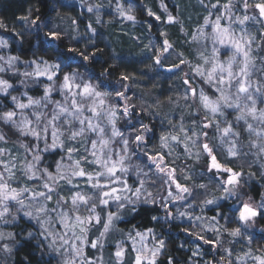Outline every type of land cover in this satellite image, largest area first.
I'll return each mask as SVG.
<instances>
[{
  "label": "snow or ice",
  "instance_id": "obj_1",
  "mask_svg": "<svg viewBox=\"0 0 264 264\" xmlns=\"http://www.w3.org/2000/svg\"><path fill=\"white\" fill-rule=\"evenodd\" d=\"M233 9L231 0L223 5L217 0L208 9L209 16L215 13V19L206 17L205 25L198 29V36L194 37V40L204 41L205 49L211 44L210 56L204 55L203 52L199 54L198 60L203 61L202 64L198 62L191 67L189 61L180 58L179 64L165 67L164 62L167 59L165 54L170 52L172 45L165 39L159 51L153 49L154 64L166 71L174 72L181 69L182 65L191 67L190 74L186 73L183 80L186 86L183 99L187 103L191 96L192 104L199 105L193 115L198 116L200 109H203L204 115L198 124L194 118L192 127H185L183 123L179 127L173 124L168 135L160 136L159 149L156 151L148 149L146 134L151 129L147 125L141 124L139 134L135 135V142L138 148L143 149L142 156L147 158L149 172L155 169L153 174L168 189V195L164 198L165 208L169 200L181 201L185 199V194H191V189L181 184L176 175L174 165L175 159L179 157L178 150L183 147L184 154L189 158L194 154L199 159L201 155L206 154L208 171L214 170L217 174L215 177L217 189L222 195L204 203L215 204L217 199L234 201L230 209L231 216H224L220 212L217 216L224 218L227 223L235 220L239 225L228 229L226 225H220L217 217H212L214 226L210 225L207 230L215 231L218 237L222 232H227L231 237L237 238L244 236L247 226L259 213L250 202L243 199V194L240 192L241 180L245 173L222 163L208 139L214 130L220 144L227 145L229 157L252 155L264 160V108L259 107L264 104V79L252 80V76L257 72L264 76V66L256 68L253 45L256 44L257 37L250 35L243 27L246 21H264V0H243L242 19ZM249 12L252 15H249ZM149 15L152 13L149 12ZM23 19L25 23L29 22L28 17ZM128 19L134 17L129 16ZM225 19L227 24L222 23ZM38 20L39 17L32 19L30 23L37 25ZM172 21L173 17L169 15L168 22ZM234 25L240 26L239 33ZM0 27H3L2 23ZM207 27L211 28L210 32L205 31ZM61 35L59 31L49 30L45 33L44 39L56 42L61 39ZM261 37H264V33ZM7 47V41L0 40V48ZM256 47L264 50V39H261ZM222 48L232 50L227 59L221 58ZM95 55L92 53L90 56L86 52H78L70 47L67 52H57L58 60L55 63L42 59L32 60L28 63V67H32L33 70L23 73L15 71L18 57L0 55V73L13 71L14 74L23 75L36 82L42 77L53 82V86L45 87L42 97L35 99L29 96L25 103L13 96L14 108L0 112V123L8 129V132L0 131V144H7L10 135L15 136L17 140L31 138L35 141L34 144L21 143V147L25 149V162L20 169L17 168L18 157L8 148L0 147V224L13 223L22 213L38 227L40 245H46L50 249L54 248L58 254H64L63 264H95V260L85 256L84 246L90 245L92 249L104 247V241L114 228V220L119 218L117 213L111 211L113 205L123 210L126 202L135 204L142 195L146 196L145 202L156 203L151 192L145 193L143 180L140 186L133 190L127 180L120 175L129 171L125 160L130 141L124 139L123 133L116 127L117 108L105 107L106 98L110 93L100 91L103 85L91 83V78L84 80L77 71L64 72L62 80L60 79L63 69L71 68L77 57L88 61ZM105 72L111 74L107 69ZM189 75L192 80L198 77L204 85H208L212 94L207 93L203 86L197 91L192 86ZM129 78L128 75L121 74L120 81ZM55 81H60L58 87L54 86ZM12 87L8 80L0 78V92L7 94ZM53 92H58L61 99L53 100ZM116 96L127 100L123 92L116 91ZM49 107H51L50 114ZM130 110L131 106L125 104L120 114L128 117ZM228 110L235 113L234 122L228 119L230 114ZM238 128H242L254 139L244 143L243 132L237 130ZM63 137H67L69 141L82 139L84 155L80 159L73 160V154L78 153V149L71 147L67 149V155H62L56 162L55 171L50 170L49 166L41 168L42 152L55 151L57 148L63 150ZM117 137L122 141L121 147L119 149L110 147ZM41 142L44 144L43 149L40 148ZM174 153H176L175 157ZM29 157L31 159H28ZM89 168L92 170L89 171ZM18 171L33 184L37 181L40 183L36 187L22 186L16 181ZM144 175L148 176V173ZM78 179L83 180L86 188L92 190L91 194H88L77 182ZM184 179H191V176L186 175ZM199 187L206 186L201 184ZM65 188L71 193L70 196L62 195ZM105 208L109 209L106 216L102 214ZM168 215L171 216V212ZM179 215L183 217L186 213L181 212ZM152 219L156 220L157 217ZM196 219L201 218L196 217ZM96 233L99 235L92 239ZM150 235H152L151 228L146 229V233H136L141 242ZM129 236L135 239L131 234ZM28 237L36 238V234L28 232ZM199 238L204 239L203 236ZM12 239H15L12 232L5 234L0 231V245L4 251H11L9 244L4 241ZM248 239L250 244L251 238ZM205 243L212 242L205 240ZM218 245L219 239L214 242V246ZM163 247L164 241L161 240L158 241V247L150 249L145 245L140 249L133 248L132 251L136 253L134 264H156V256ZM225 251L228 264H249V262L264 264V249H257L259 254H253L250 249L237 256L235 260L232 259V249ZM197 254L193 253L194 256ZM113 255L116 264H123L125 249L122 247V241L116 242Z\"/></svg>",
  "mask_w": 264,
  "mask_h": 264
},
{
  "label": "trees",
  "instance_id": "obj_2",
  "mask_svg": "<svg viewBox=\"0 0 264 264\" xmlns=\"http://www.w3.org/2000/svg\"><path fill=\"white\" fill-rule=\"evenodd\" d=\"M124 1L131 4L133 10L131 16L134 19L124 20L120 16L113 19L112 23L108 25L104 24L103 26V24L96 23L93 25L96 29L88 39H76L61 20L62 17L69 15L78 21L81 28H85L86 17L81 15V11L78 12L75 0H0V23L3 24V27H0V34L7 37L10 53L23 62L42 59L55 63L58 60L57 52H67L70 47L75 48L78 52H86L90 56L95 53L96 55L88 61L77 57L71 68L63 69L60 79L62 80L64 72L69 71L79 72L82 78H91L93 84L103 85L99 89L100 91L107 89L112 91L110 100L113 104H117L120 112L123 100L116 96V91L125 93L128 104L132 106V111L127 117V124L123 115L119 114L116 126L119 131H125L123 137L130 141V151L131 147L133 148L132 145H135L134 134L137 133L139 120L143 123L148 121L151 124L149 140L157 143L161 127L153 116H155L158 105L174 101L185 102L183 93L186 86L183 84V80L185 79L184 73L190 74V66L182 65L181 69L174 72L162 70L154 64L153 49L159 51L160 45L166 39L172 45V49L165 54L167 56L164 62L165 67L179 64L180 58L187 60V57L190 64L194 53L193 48L201 49L203 45L191 44L186 35L200 24L211 4L216 3L217 0ZM226 1L219 0L221 5ZM160 2L164 11L168 12V16L171 15L175 18V21L168 22L167 13L164 14L160 9ZM236 5L243 8L240 0ZM82 11L85 12V10ZM149 12L152 15H149ZM205 12L206 14L203 15ZM248 14L252 15L251 12ZM24 17H28V23H25ZM37 17H39L37 25H32L30 21ZM261 24V33H264V21H261ZM49 30L59 31L62 34L61 39L56 42L45 40V33ZM206 32H210L209 29H206ZM105 69L111 74H107ZM121 74L128 75L130 78L120 81ZM7 77L18 87L26 83L21 75H7ZM188 78L192 80L191 75ZM195 82L208 91H212L209 86H204L198 77L192 80L193 84ZM27 91L34 92L36 97H40L43 92L36 87H28ZM189 98L192 104L191 96ZM0 99L6 101L7 97L0 95ZM192 107L196 112V104H192ZM200 114L203 117L204 114L202 112ZM230 117L229 114L228 119ZM194 118L199 123V115ZM0 131L8 132V129L0 123ZM21 141V138L17 140L15 136L11 135L8 140L10 143ZM215 153L222 163L230 167L233 166L234 170H242L245 174L251 172L255 166L251 156L228 158L219 149ZM51 154L46 153L45 157H49ZM139 156L137 155L134 160ZM55 157L56 153H53L50 158L54 159ZM201 162L200 165L192 166L189 161L187 166L182 162L178 163L182 167L191 166L194 175L199 174V171L202 174V177L194 183L197 192L190 199L178 202L169 210L161 208L156 203L139 204L134 208L125 207L122 212L123 218L115 222L113 230L104 242V253L110 258V261L112 260L111 263H114L112 242L123 237L126 239V237H130L129 234L132 237L136 230L148 228H151L156 234L157 240L164 241L162 251L156 256V264H170V262L171 264H228L226 249L233 250V260L250 249L253 254H259L257 249H264V207L258 210L259 214L256 216V223L259 227H263V230L247 227L244 236L237 238L231 237L227 232H222L218 237L215 231L207 230L209 225L214 226L212 217H217L220 225H226L228 229L239 225L235 220L232 223H227L224 218L217 216L218 212L223 213L224 216H231L230 209L234 201L217 199L215 204L206 205L204 203L206 200L220 197L222 193L217 189L215 179L217 174L208 171V159L205 154ZM262 176V174H259L258 177L251 176L249 181L243 179V197L250 196L256 202L262 196L264 193V177ZM201 184L206 187L200 188ZM200 205H204L202 210L197 208ZM169 212H171V216L168 215ZM181 212L186 213V217H181L179 215ZM153 217H157V219L153 220ZM196 217L201 219L197 220ZM11 232L15 237L12 240V252L7 259L0 250V264H57L55 255L48 252L44 245H40L37 236L36 238L28 237V232H34L32 223L19 217V220L11 226ZM200 236H203L204 239H200ZM248 237L251 238L250 244ZM218 239L219 245L214 246V242ZM127 240L129 241V238ZM205 240L212 243H205ZM128 250L126 248L123 264H133V255ZM194 252L198 254L194 256ZM90 253L89 249V257Z\"/></svg>",
  "mask_w": 264,
  "mask_h": 264
},
{
  "label": "rangeland",
  "instance_id": "obj_3",
  "mask_svg": "<svg viewBox=\"0 0 264 264\" xmlns=\"http://www.w3.org/2000/svg\"><path fill=\"white\" fill-rule=\"evenodd\" d=\"M84 1H85V3H84ZM237 1H239V0H231V3L235 6ZM227 2H229V0H227L225 3H227ZM240 2L243 4L242 0H240ZM75 4L78 7V12L81 11V15H84L86 17L87 23L85 24V28L84 27L81 28L78 25V21L76 19H73L69 15L62 17L61 20L64 21V26L68 27V29L73 34V37L76 39H88L93 34V30L96 29L93 26L96 23L101 24V25L103 24V26H104V24L108 25V24L112 23L113 19H115V18L117 19L120 16H121V18H123L125 20L129 16L132 15V11H133L131 4L128 2H125L124 0H93V2H90V0H75ZM159 4H160V9L163 10L162 12L164 14L167 13L166 19L168 20V12L164 11V7L162 6L161 2ZM89 9H91V11H89ZM82 10H85V12H83ZM233 10L237 16H239L241 19L243 18L244 10L242 7H239L236 5V7ZM205 14H206V12L203 15H205ZM206 17L211 19V20H214L215 19V13L212 16H209V11H208L207 14L201 20L200 24H198L192 30V32L190 34L186 35L187 39H189L191 44L193 43V44H198V45L202 44L203 45L201 49L196 48V47L193 48L194 53L192 55V59L190 60L191 65L189 64L191 67H194L196 65V63H198V62L201 64L203 63V61L198 60L199 54L201 52H203L204 55H206V56L211 55V44H208L207 49H205L204 41L202 39L199 41L194 40V37L198 36V29H200L201 27H203L205 25V18ZM173 21H175V18H173ZM222 23L227 24V20L225 19L224 21H222ZM86 26H88V27L86 28ZM234 27H236L237 32L239 33L240 26L234 25ZM243 27H245L246 31L250 35L257 37L256 44H259L261 42V39H264V37H261V34H262L261 33V31H262L261 21H259V22L252 21V20L246 21L245 25ZM206 29H209V31H211L210 27L205 28V31H206ZM0 40H5L8 43L7 37L3 36L2 34H0ZM256 44L253 45V59H254L256 68L259 69L262 66H264V50L258 49L256 47ZM231 51H232L231 49L222 48L221 49V53H222L221 58L227 59V57L229 55H231ZM0 55L14 56L13 54L10 53L8 47L7 48H0ZM187 61H188V57H187ZM29 62H31V61H29ZM29 62H23L22 60H20L18 58V62L15 65V71H17L18 73H23L25 71L31 72L33 70V68L28 67ZM7 75H18V74H14L13 71L0 73V78L8 80V82L10 84H12V86H13L12 88H10L8 90L7 94L0 92V95H4L7 97L6 101L0 99V112L9 111V110H12L14 108V103L12 101L13 96L18 97L21 102L26 103L27 98L29 96H31L35 99H38V98L43 96L44 89L46 86H53V82L48 81L44 77L40 78V80L38 82H36V81H34V79H28V78H25L23 75H21L23 81H25L26 83H24L21 87H18L17 85L13 84L8 79ZM176 75H174V76H176ZM184 75H185V73H184ZM83 79L88 80V78H83ZM257 79H264V76H262L259 72H257L252 76V80L256 81ZM59 83H60V81H55L54 86L58 87ZM192 86L195 87L197 89V91H199V89L202 85L198 84V82H195L194 84L192 83ZM206 86H208V85H206ZM28 87H33V88L36 87V89H38V90H43L42 95L40 97H36L34 95V92L31 93L30 91H27ZM204 89H205V87H204ZM205 91L207 93H209L210 95L212 94V91H208L207 89H205ZM102 92L110 93V95L106 98L105 107L114 106L117 108V111H118V116L116 119V121H117L119 118V114L121 112L119 111L117 104H115V103L113 104L110 100L112 98V91L107 89V90H104ZM52 99L53 100H59V99H61V97L59 96L58 92H53L52 93ZM121 100H123V106L125 104H128L127 100H124L122 98H121ZM128 105L131 106V104H128ZM123 106H122V108H123ZM198 107H199V105L197 103L196 109ZM259 107L264 108V104L259 105ZM49 108H51V107H49ZM122 108H121V110H122ZM131 109H132V106H131ZM28 111H31V110H28ZM130 111H132V110H130ZM48 112L50 114L51 109ZM200 112H202L204 114L203 109H200ZM200 112H199V119H198L199 121L202 118V115L200 114ZM228 112L231 115L229 120H233V122H234L235 113H232L231 110H228ZM194 113H195V110L192 107L190 98H189L187 103L184 101L183 102L174 101L172 103L161 104L160 106L158 105V108L155 110V114H154L155 116H153V118H156L158 120L157 122L159 123V125L161 127L159 129L160 135L157 136L158 137L157 143H155V142L149 140V137L151 135V131L146 134L148 137V140H147L148 149L152 150V151L158 150L159 144H160V136L161 135H168L169 130L171 129L173 124L176 125L177 127H179L181 125V123H183L185 127H192V120L194 117V115H193ZM200 115H201V117H200ZM124 118H125V123L127 124L128 118L127 117H124ZM137 123H140V124L137 128V133L135 132L134 136L139 134L141 124L147 125L148 128L152 130V126L148 121H147V123H143V121L139 120ZM242 123L243 122H241V124ZM237 130L243 132V142L244 143H247V141L249 139H254V137H250L246 131H243L242 128H238ZM123 132H125V131L123 130ZM172 134H175V133H172ZM21 139L23 142L22 141L21 142H15V143L8 142L7 144H0V147L8 148L13 153V155L18 157V162H17V168L18 169L22 168L23 163L25 162V160H24L25 149L23 147H21V143H33V144L35 143V141L32 140L31 138H29L28 140H24L23 138H21ZM62 139L64 141L63 150H61L60 148H57L55 151L50 150L48 152H42L43 160H42V163L40 164L41 168H43L45 166H49L50 170L55 171L56 162L60 159V157L62 155L66 156L67 155V149L71 148V147H75L76 149H78V153L73 154V160L80 159V157H82L84 155L83 140L82 139L80 141H69L67 139V137H63ZM134 142H135V137H134ZM208 142H209L210 146L215 148V151H218V149H219L223 152V154L226 157L231 158L228 156V153H227V145H221L220 144V141L217 138V136L215 135L214 130H213V134L209 136ZM50 143H51V139L49 138V144ZM121 145H122V141L119 137H117V138H114L113 143L110 145V147L119 149L121 147ZM132 146H133V148L131 147V150L128 152L127 158L125 160V165L128 167L129 171L126 174L121 173L120 175L123 176V178L125 180H127L128 185L131 186L133 188V190L136 187H139L141 180H143L144 181L143 188L145 190V193L151 192L152 198L155 199L156 204H159L161 208H164L167 210H169L171 207L176 206L178 202H184L187 199H190V197L192 195H194V193L197 192V189H195L194 183L196 180H199L200 177H202V174L200 171H199V174H196V175L192 174V167L191 166L192 165H200L202 163L201 161L203 159L204 154L201 155L199 159H197L194 154L191 156V158H189L184 154L183 147H181L178 150L179 151V157L177 159H175V165H174L176 167V175L179 178V182L181 184H183V185H185L191 189V194H185V199L181 200V201L173 202V201L169 200L168 204H167V208H165L164 207V198L167 197V195H168L167 187L165 185H163L162 181L160 179H158L156 175L153 174L155 172V169H153V172H149L148 167H147V164H148L147 158L142 156L143 149L138 148L136 142H135V145H132ZM128 147L130 148L129 145H128ZM40 148L41 149L44 148L43 142L40 143ZM193 152H195V149H193ZM46 153L47 154L48 153H52V154L56 153V157L54 159L50 158L52 156V154L49 157H45ZM137 155H140L139 158L134 160L135 157H137ZM173 156L175 157L176 153H174ZM249 156H251V160L253 161L255 168L253 167L252 171L250 170L251 172H249V173L247 172L243 176V178L241 180V186H240V192L241 193L243 192V190H242L243 179L249 181L251 176L252 177H258L259 174H262L263 175L262 177H264V160L257 159L256 157H254L252 155H249ZM28 159H31V157H29ZM186 161H187V163H186ZM188 161L190 162L191 166L182 167V166L178 165L179 162H182L185 164V166H187ZM207 167H208V165H207ZM231 167L233 168V166H231ZM88 170L91 171L92 169L89 168ZM177 171H179L180 173H178ZM236 171H240V170H236ZM144 173H148V176H145ZM213 173L216 174L214 170H213ZM257 173H259V174L257 175ZM249 174H251V175H249ZM186 175H190L191 179H187V180L184 179V177ZM16 181H18L22 186L26 185L29 187H36L40 183L39 181H37L36 184H33L31 181H28L26 179V177L20 171L17 172ZM77 182L82 185V187L85 189V191L88 194H91L92 190L90 188H86L85 182L83 180L78 179ZM192 184H194V187H192ZM173 192L175 194V187L174 186H173ZM125 194L131 195V193H125ZM62 195L70 196L71 193L67 190V188H65ZM243 199L245 201L250 202L252 204V206L257 209V211L260 210V208L262 209V206H264V201H263L264 193H262V196L259 199H257L256 202L250 196H244ZM133 200H135V197H133ZM145 200H146V196L142 195L138 202H136L135 204H127V202H126V206H130V207L134 208L139 204H153V203L145 202ZM54 202H55V197L53 199V203ZM204 205H200L197 208L202 210ZM108 210L109 209L105 208L103 210L102 214L106 216ZM124 210L125 209H123V210L118 209L116 205H113L111 207V211L117 213V215L119 216L118 219L114 220V222H113L114 224L116 221L123 218L122 212ZM98 211H100V209H98ZM19 217H22V219H24L25 221L32 223V225L34 227V233L36 234V236L39 240V229L36 226L35 222L29 221L26 217L23 216L22 213L19 214ZM19 217L15 222H17L19 220ZM184 217H186V215ZM9 219H11V217H9ZM15 222H13V223H15ZM13 223L0 224V231L4 232L5 234L8 232H11V226L13 225ZM247 227H249L251 229H255V230H260V229L263 230V227H259L257 225L256 217H255L254 221L251 222ZM137 232L146 233V230H136L135 232H133L132 237L135 238L134 240L130 237H126V239L123 237V238L118 240V241H122V247L125 249V251H126V248H128L129 253H131L133 255V264L135 262V256H136V253L134 251H132L133 248L140 249V248L144 247L145 245H147V247L151 249L154 247H158V241H160V240H157L156 234L152 231V235L148 236V239H146L144 242H141L140 238L138 236H136ZM98 235H99V233L97 235L92 236V239H95L96 236H98ZM127 238H129V241L127 240ZM12 240H5L4 241V243L9 244L11 251H4L2 245H0V250H1V252H3L4 256H6L5 258H7V259L10 256V253L12 252V248H13ZM116 242L117 241L112 242V244L114 245L113 253H112L114 263H111L112 260L110 261V258L105 255L103 248L92 249L91 246L87 245V244L84 246L85 256H87L88 259H90V260H95V264H116V260H115V257L113 255L115 250H116ZM44 246L46 247L48 252H51L55 255L57 264H63V261H64V254L63 253L58 254L54 248L50 249L46 245H44ZM89 249L91 250L90 257L88 255ZM160 251H162V249ZM150 255L151 254L149 253V256ZM249 264H251V262H249Z\"/></svg>",
  "mask_w": 264,
  "mask_h": 264
},
{
  "label": "water",
  "instance_id": "obj_4",
  "mask_svg": "<svg viewBox=\"0 0 264 264\" xmlns=\"http://www.w3.org/2000/svg\"><path fill=\"white\" fill-rule=\"evenodd\" d=\"M161 68V67H160ZM162 70H165L164 68H161Z\"/></svg>",
  "mask_w": 264,
  "mask_h": 264
}]
</instances>
